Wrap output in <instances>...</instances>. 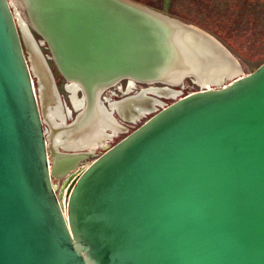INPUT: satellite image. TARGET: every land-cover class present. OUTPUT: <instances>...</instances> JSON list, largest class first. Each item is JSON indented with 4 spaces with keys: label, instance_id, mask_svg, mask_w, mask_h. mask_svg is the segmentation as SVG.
I'll use <instances>...</instances> for the list:
<instances>
[{
    "label": "water",
    "instance_id": "95a60500",
    "mask_svg": "<svg viewBox=\"0 0 264 264\" xmlns=\"http://www.w3.org/2000/svg\"><path fill=\"white\" fill-rule=\"evenodd\" d=\"M12 1L23 19L0 0V264H264V62L156 108L209 67L192 38L238 63L210 34L131 0ZM25 37L66 111L58 130L93 112L115 126L96 146L48 137ZM47 60L81 99L74 118ZM125 79L124 94L147 87L102 96Z\"/></svg>",
    "mask_w": 264,
    "mask_h": 264
},
{
    "label": "rangeland",
    "instance_id": "374dc122",
    "mask_svg": "<svg viewBox=\"0 0 264 264\" xmlns=\"http://www.w3.org/2000/svg\"><path fill=\"white\" fill-rule=\"evenodd\" d=\"M9 1H11V3L13 4V8L15 7V13L20 16L21 19H23V15L19 8L14 4L12 0ZM212 3L213 0H170L167 5H163L162 0H156V3L155 1L148 2V4H151V6H149L150 8L156 11L160 10L159 12H161L162 14L175 18L183 23L190 24L210 34L217 41H219L222 46L225 47V49L232 55V57L238 63L239 72L235 77L224 80L221 83L223 85L232 82L233 80L237 79L238 77L244 74L254 71L259 66V64L263 62L264 55H262L261 53H264V41L260 42V40L257 38L248 37V25L246 23L245 26H243V22L236 21V24L234 23V21H231L228 22L227 25H225V22L223 21H225L229 11L226 9V7H224L223 3L221 7L220 5H218L221 10H219V8L216 6H213ZM239 9L241 10L242 8ZM230 26L233 27L227 29V27ZM32 34L35 40L38 42L39 37L33 31ZM252 35H256V33ZM39 49L44 57L46 55H49L48 50L45 48V46L41 45L39 46ZM26 56L28 57V54H26ZM47 63L57 83L59 95L62 97V100L65 101L66 105L70 109H72V116L74 117L77 112L76 110H73L72 104L70 103V94L65 89L66 83L54 69L52 62L47 60ZM34 82L35 88L38 92V80L36 76H34ZM214 86L215 85H211L210 88ZM203 88L208 87H203L196 80L188 78L184 81L183 84L175 88L178 91V95L172 97H156L157 99L159 98V101L161 102L159 107L156 108H160L161 105H168L179 97L201 90ZM138 90L139 86L138 89L134 90L133 93L137 92ZM110 91H113V89H110ZM78 96L80 98L81 94L79 93ZM102 96H107L109 99L112 100L118 99L120 97V95L117 93L114 97L106 95V93H103ZM63 112L64 115H66L65 109H63ZM151 115L152 113H149L134 123H127L125 125L126 129L122 132L116 133L111 140H108L106 145L109 146L116 143L118 140L123 138L128 132H131L135 127L139 126L142 122H144ZM65 122L69 123L68 117L65 118ZM44 127L46 131H48V134L50 130L46 123L44 124ZM107 133H109V131H107ZM98 151L100 150H97V152L93 153V155L89 159L82 163V166H87L97 156V154H99ZM52 182L56 187L57 194L60 193L62 181L58 179H53Z\"/></svg>",
    "mask_w": 264,
    "mask_h": 264
},
{
    "label": "bare ground",
    "instance_id": "6f19581e",
    "mask_svg": "<svg viewBox=\"0 0 264 264\" xmlns=\"http://www.w3.org/2000/svg\"><path fill=\"white\" fill-rule=\"evenodd\" d=\"M192 40L195 41L193 44L199 52V55L203 56L205 59H208V57L210 58V63L208 62L209 67L204 70L199 69L196 72L195 80L200 85L210 88L211 85H219L224 80L235 77L238 74L239 69L234 67L233 63L213 48L212 45H209L200 38H197L196 40L192 38ZM25 44L27 46L28 57L31 61L32 71L37 76L39 97L43 106L44 117L52 127H49L50 131L48 137L52 139L55 145L67 144L72 147L88 145L96 146L97 141L101 137V130L104 131L106 128H111V130L116 129L107 117L99 112H93V114L87 118V121H83L76 129L65 131V133L58 130L60 128L59 120L63 118L64 114L63 112L61 113V107L55 97L50 78L42 64L40 56L26 37ZM67 89L71 92L70 99L72 105L75 109H78L79 106H81V99L76 98L75 87L67 85Z\"/></svg>",
    "mask_w": 264,
    "mask_h": 264
},
{
    "label": "trees",
    "instance_id": "16d2710c",
    "mask_svg": "<svg viewBox=\"0 0 264 264\" xmlns=\"http://www.w3.org/2000/svg\"><path fill=\"white\" fill-rule=\"evenodd\" d=\"M227 10L229 11V8ZM237 10H238L237 8L234 9V11H237ZM246 10L249 11L248 19H246V17H240V19L242 20L240 22H243L242 24L243 26H245V23L248 25V30H247L248 37L257 38L260 40V42H263L264 41V0H256V2L252 1L247 6ZM223 22H225L224 24L227 25L228 22H231V21L225 20ZM234 23L237 24L236 21H234ZM231 27L233 26L227 27V29ZM255 33L256 35H252ZM261 54L264 55V53H261ZM263 62H264V57H263Z\"/></svg>",
    "mask_w": 264,
    "mask_h": 264
},
{
    "label": "crops",
    "instance_id": "0c3cea01",
    "mask_svg": "<svg viewBox=\"0 0 264 264\" xmlns=\"http://www.w3.org/2000/svg\"><path fill=\"white\" fill-rule=\"evenodd\" d=\"M131 1L138 3L140 5L147 6V7L151 6V4H148V2L155 1V3H156V0H131ZM159 1H161V0H159ZM252 1L256 2V0H213L212 4H213V6L218 7L219 10H221L220 7L222 6V3L224 5V7H226V9L229 8V13L227 14V17L225 19L226 21L227 20L242 21L240 19V17H246V19H248L249 11H247L246 8L249 5V3H251ZM168 2H170V0H162L163 5H167ZM218 5H220V7ZM235 8H237L238 10L234 11ZM239 8H242V9L240 10ZM158 11H160V10H158Z\"/></svg>",
    "mask_w": 264,
    "mask_h": 264
},
{
    "label": "flooded vegetation",
    "instance_id": "af4514ba",
    "mask_svg": "<svg viewBox=\"0 0 264 264\" xmlns=\"http://www.w3.org/2000/svg\"><path fill=\"white\" fill-rule=\"evenodd\" d=\"M55 80V79H54ZM64 81V80H63ZM55 84H56V88H57V83H56V81H55ZM118 86V87H117ZM136 86V88H134L133 90H131L128 94H124V92L125 91H127L128 89H132L130 86H129V82H128V80H122V81H120L116 86H114V87H112V88H110V89H113V91H110V89L108 90V92L106 93V95H110V96H112V97H114L115 95H116V93L117 94H119L120 95V97L118 98L117 96V98L118 99H121V98H123V97H125V96H127V95H131V94H133V92H134V90H137L138 89V86H139V89L140 88H145V87H147V85H139V84H136L135 85ZM142 86H144V87H142ZM128 88V89H127ZM57 90H58V88H57ZM112 93H115L114 95H111ZM118 99H115V100H118ZM111 101H113L112 99H110ZM77 112V111H76ZM71 117L72 118H74L73 116H72V113H71ZM101 150H102V148H101ZM58 180H61L62 181V183H63V181H64V178H61V179H58Z\"/></svg>",
    "mask_w": 264,
    "mask_h": 264
}]
</instances>
